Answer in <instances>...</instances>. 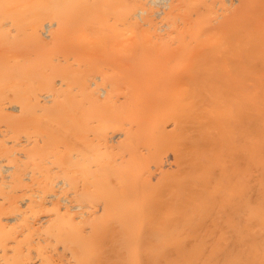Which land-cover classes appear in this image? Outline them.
Instances as JSON below:
<instances>
[{
	"label": "bare ground",
	"instance_id": "bare-ground-1",
	"mask_svg": "<svg viewBox=\"0 0 264 264\" xmlns=\"http://www.w3.org/2000/svg\"><path fill=\"white\" fill-rule=\"evenodd\" d=\"M0 264H264V0H0Z\"/></svg>",
	"mask_w": 264,
	"mask_h": 264
}]
</instances>
